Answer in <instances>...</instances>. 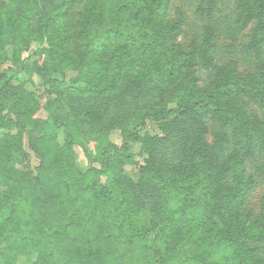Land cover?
Masks as SVG:
<instances>
[{
	"label": "trees",
	"instance_id": "1",
	"mask_svg": "<svg viewBox=\"0 0 264 264\" xmlns=\"http://www.w3.org/2000/svg\"><path fill=\"white\" fill-rule=\"evenodd\" d=\"M171 1L0 0V56L48 95L35 118L18 71H0V264H264V207L245 208L264 158V117L247 111L264 110V0H189L187 43ZM84 133L100 167L80 172ZM24 139L34 169L16 167ZM126 140L146 155L137 181Z\"/></svg>",
	"mask_w": 264,
	"mask_h": 264
},
{
	"label": "rangeland",
	"instance_id": "2",
	"mask_svg": "<svg viewBox=\"0 0 264 264\" xmlns=\"http://www.w3.org/2000/svg\"><path fill=\"white\" fill-rule=\"evenodd\" d=\"M189 7V0H172L170 5V11H169V17L171 20L173 19H183L184 26L183 31L178 35V40L181 43H187L190 39L191 30L190 27L185 25V21L192 20V14ZM248 27L244 29L243 32H247ZM39 45L37 43H32L29 47L24 48L21 53V59H24V63L28 64L29 67L30 64L37 59L36 57V51L38 50ZM234 53H237L234 55V59L237 62L238 72L243 74H251L255 66L251 63L250 65H247L244 55H241L240 53V47L238 48V45L236 47V50ZM7 68H14L18 71V74L16 78L13 80L14 85L21 86L25 91L32 94L37 100H38V109L34 112L35 118L40 119H46L47 118V112L45 110V105L48 100V95L43 87V85L40 83L38 77L34 74L27 73L26 71H20V67L12 66V64L5 60L2 56H0V71L5 70ZM204 77V76H203ZM207 79V78H205ZM168 110H174L176 109V103L171 102L168 104ZM247 111L249 113H254L258 115L261 119L264 117V110H261L259 108V105L256 103H252L247 107ZM173 115L170 114V117ZM159 117V116H158ZM165 118H168L167 115L164 116ZM159 118L156 117H150L147 118L143 126L140 127L141 132L155 134L159 131L158 124ZM140 132V133H141ZM108 137V144L109 149L112 147L119 148L122 147L124 144V139L121 132L119 130H114L112 132H109L107 134ZM209 142L212 141V137L208 136ZM127 144V149L129 152V161L123 165V170L125 171L126 175L131 178L134 181H137L139 179L140 175V166L143 164L144 159L146 155L139 150L138 145L135 143L128 144V140L125 141ZM90 145L92 146V143L90 144L87 140L86 134L84 133L83 136L79 137V139L76 141V143L73 144L71 147V154L74 161V166L76 169L80 172H83L85 170H88L91 167L99 168L100 167V161L94 160V157H96V153H99L100 150H95V148H90ZM99 146V144L97 143ZM96 147V145H95ZM23 148L26 152V157L19 160L16 163V167H30L32 169L36 168L39 164V157L34 153V151L29 146V143L26 139L23 141ZM92 155L91 159H89V155ZM263 160L261 164V169H254L253 165L254 163H249L248 170L251 172V174L254 176V187L250 191V193L247 196L246 202H245V208L252 210L254 214H258L261 212L262 207H264V158L260 159ZM136 258V255L134 256ZM34 262V257L30 256H21L17 259V264H32ZM74 264H91L87 260H82L80 262H76Z\"/></svg>",
	"mask_w": 264,
	"mask_h": 264
}]
</instances>
